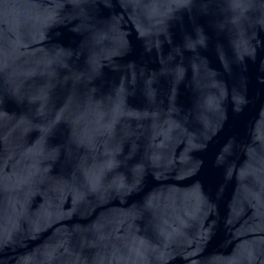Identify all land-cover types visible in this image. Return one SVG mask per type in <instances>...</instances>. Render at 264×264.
<instances>
[{
	"label": "water",
	"instance_id": "water-1",
	"mask_svg": "<svg viewBox=\"0 0 264 264\" xmlns=\"http://www.w3.org/2000/svg\"><path fill=\"white\" fill-rule=\"evenodd\" d=\"M0 264H264V0H0Z\"/></svg>",
	"mask_w": 264,
	"mask_h": 264
}]
</instances>
